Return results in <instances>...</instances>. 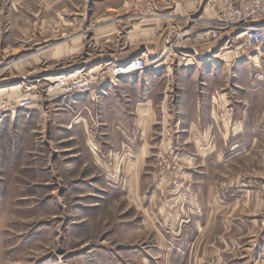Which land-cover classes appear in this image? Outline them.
<instances>
[{
  "label": "rangeland",
  "instance_id": "374dc122",
  "mask_svg": "<svg viewBox=\"0 0 264 264\" xmlns=\"http://www.w3.org/2000/svg\"><path fill=\"white\" fill-rule=\"evenodd\" d=\"M232 1L0 0V93L19 86L23 94L0 98L34 102L0 122V264H264V60H250L261 45L236 54L238 27L216 41L205 34ZM106 48L108 58L93 62V51ZM137 56L148 69L225 64V85L194 91L213 96L207 134L176 132L168 115L176 104L159 103L138 199L123 191V168L138 148L98 146L87 106L84 132L68 134L73 108L45 93L51 77L80 71L93 79L90 66L112 57L99 71L117 79L112 68ZM193 138L211 146L192 147ZM188 167L207 180L203 214L179 199Z\"/></svg>",
  "mask_w": 264,
  "mask_h": 264
},
{
  "label": "crops",
  "instance_id": "0c3cea01",
  "mask_svg": "<svg viewBox=\"0 0 264 264\" xmlns=\"http://www.w3.org/2000/svg\"><path fill=\"white\" fill-rule=\"evenodd\" d=\"M143 44L139 41L135 51L142 53L144 51L143 47H145ZM199 49L202 51V55L209 54L212 50V45L201 46ZM260 49L262 50L259 51ZM93 53L96 54V56H93L94 62L99 58L98 55L103 57V55H108L112 52L106 48L98 52L93 51ZM253 53L250 56V60H255V58L259 57L264 60V44ZM104 57L108 58L107 56ZM113 60L112 57L109 60L106 59L105 61L97 62L93 66H90L91 68L89 69H93V74H95L94 78H96L95 92L72 94L65 97L66 99L62 101L67 107L71 106L73 108V112H70L73 114V118H70L71 120L68 122L65 131L72 135L84 132L80 121L85 125V119L83 117L85 116L84 108L87 106L90 108L86 107V110L88 112L92 111L98 120L99 129L97 130L98 132L96 131L98 135L100 133V141L97 140L96 142L98 146L101 145L104 148L117 149L130 148L135 145L138 151L134 153L133 160L123 168L125 183L123 191L126 198L133 197L138 199L137 197L144 194L142 191L145 187L144 182L142 183L141 173L147 165V161L145 160L149 156V137L152 133L154 118L157 117L156 112L158 111L159 103L171 102L176 104V107L174 106V112L171 110L172 112L168 114L170 117L177 119L176 132L184 133L185 137H188V133H203V130L207 134L208 128H210V118L214 116V110H211L210 106V102L213 101V96L209 97V94L205 93L197 94L194 91L197 86H200L202 91H209L210 86L215 80H217V83L220 82L218 84L219 86L225 85V64L223 65V63L216 59L215 61L207 60L201 63L180 62L177 64L176 69L172 71L166 62H161L153 69L150 68L142 72H134L126 76L118 77L117 79H106V77H102L100 74L103 68L100 71L99 69L105 66L106 62H109V65H113ZM78 66L68 64L63 69L73 71ZM241 68L243 67L238 66L236 68V72L239 73L238 76L242 71ZM97 70L99 73H97ZM161 71H164L163 75H161ZM162 76L164 77L162 78ZM163 80H166L164 84ZM1 90H4V88H0V92H2ZM10 95L0 93V96H9L12 98L23 96L18 89L11 90ZM222 100L221 98L219 99L221 102ZM168 115L163 117L169 118ZM182 119L186 121H182ZM70 140H72V137ZM73 140H75V136H73ZM191 146L207 149L211 145L210 143H199L196 141V138H193ZM193 160V158L185 159V165L188 166ZM194 175L193 170L188 167L186 173L179 176L185 184L180 189L179 199L181 196L186 198V200L188 199L187 210L190 212L195 211L196 207L197 211L203 214L202 207L205 206V198L208 197L209 188L204 175L198 174V178H195ZM153 193H156V191ZM151 195L153 194L151 193ZM192 220L194 221V217ZM183 227H185L184 224Z\"/></svg>",
  "mask_w": 264,
  "mask_h": 264
},
{
  "label": "built area",
  "instance_id": "2783aa9c",
  "mask_svg": "<svg viewBox=\"0 0 264 264\" xmlns=\"http://www.w3.org/2000/svg\"><path fill=\"white\" fill-rule=\"evenodd\" d=\"M263 13L264 0H234L219 10L215 26L205 34L216 41L222 31L238 27L242 30V43L236 49V54L247 48L259 47L264 44V24L260 22ZM183 40L187 41L188 38L185 37ZM146 69H148L146 59L137 56L113 67L110 76L121 77ZM95 90L94 78L92 79L89 72L75 71L56 76L47 85L45 93L50 97H67L75 93H93ZM33 103L32 97H23L18 101L0 98V122L18 109L30 107Z\"/></svg>",
  "mask_w": 264,
  "mask_h": 264
},
{
  "label": "bare ground",
  "instance_id": "6f19581e",
  "mask_svg": "<svg viewBox=\"0 0 264 264\" xmlns=\"http://www.w3.org/2000/svg\"><path fill=\"white\" fill-rule=\"evenodd\" d=\"M50 79H52V80H53V79H54V77H53V78L51 77ZM18 87H19V86H18ZM18 87H13V88H10V90L17 89Z\"/></svg>",
  "mask_w": 264,
  "mask_h": 264
}]
</instances>
